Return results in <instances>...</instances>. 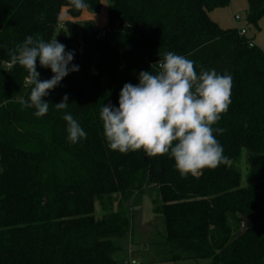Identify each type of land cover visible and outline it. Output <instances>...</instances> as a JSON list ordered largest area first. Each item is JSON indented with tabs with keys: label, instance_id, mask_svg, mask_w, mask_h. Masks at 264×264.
Instances as JSON below:
<instances>
[{
	"label": "trees",
	"instance_id": "obj_1",
	"mask_svg": "<svg viewBox=\"0 0 264 264\" xmlns=\"http://www.w3.org/2000/svg\"><path fill=\"white\" fill-rule=\"evenodd\" d=\"M103 1L106 32L98 37L101 28L92 20L82 21L81 33L72 20L61 22L64 8L72 19L83 13L68 0H0V264H124L116 255L131 231V208L152 186L159 192L154 211L164 221L166 260L264 264V51L238 28L211 19L210 12L231 0H85L84 11ZM247 3V20L257 27L264 0ZM29 35L56 38L74 51L69 67L79 71L44 97L54 105L67 94L66 110L50 105L38 118L22 107L31 86L25 69L9 66V51ZM169 51L193 60L198 73L203 67L232 77L231 104L214 125L225 129L216 138L227 162L198 177L182 179L167 155L110 150L99 118L104 104L118 107L124 84L137 85L139 73L155 71ZM37 71L40 80L53 75L39 61ZM65 113L86 139L67 140ZM243 151L245 183L236 166Z\"/></svg>",
	"mask_w": 264,
	"mask_h": 264
},
{
	"label": "clouds",
	"instance_id": "obj_2",
	"mask_svg": "<svg viewBox=\"0 0 264 264\" xmlns=\"http://www.w3.org/2000/svg\"><path fill=\"white\" fill-rule=\"evenodd\" d=\"M71 9L81 12L89 8L85 0H68ZM10 67L19 65L27 72L30 94L21 99L22 107L34 109L43 117L50 105L58 111L69 106L65 94L60 103L46 101L70 72L79 71L69 64L74 51L55 39L27 36L9 51ZM37 61L50 68V79L40 80ZM154 66V65H153ZM153 66L152 69H153ZM155 71H141L139 83H126L119 93L118 107L104 104L99 118L110 150L122 154L143 151L147 157L169 156L182 179L198 177L203 170H214L226 163L224 149L216 134L225 129L214 127L231 104L232 77L201 67L187 56L166 52L155 64ZM67 140L76 144L87 133L70 113L63 115Z\"/></svg>",
	"mask_w": 264,
	"mask_h": 264
},
{
	"label": "rangeland",
	"instance_id": "obj_3",
	"mask_svg": "<svg viewBox=\"0 0 264 264\" xmlns=\"http://www.w3.org/2000/svg\"><path fill=\"white\" fill-rule=\"evenodd\" d=\"M248 3L247 0H231L230 4L225 7L214 9L210 12V17L221 28H245L247 37L251 38L254 43L264 51V16L259 20L258 26L250 24L247 20ZM62 15V12H61ZM88 14L84 12L79 20H72L79 33L82 31V21L86 19ZM96 26L104 28L107 19V1L102 3L100 11L91 12ZM239 16L238 19L235 17ZM64 18V17H63ZM62 22V20H61ZM82 48L79 47V52ZM246 154L243 151L241 159L236 166L242 172V181L245 183L247 174ZM131 208L133 213L131 231L123 240V251L116 255L118 261L124 264H206L204 259H185L179 261L166 260L169 256V247L165 244V226L161 214L154 211L155 201L159 198L157 187L145 188L138 195ZM115 197L114 208L117 207V199ZM125 207H132L130 203L125 202ZM95 215L102 218L104 215L100 205H95Z\"/></svg>",
	"mask_w": 264,
	"mask_h": 264
},
{
	"label": "crops",
	"instance_id": "obj_4",
	"mask_svg": "<svg viewBox=\"0 0 264 264\" xmlns=\"http://www.w3.org/2000/svg\"><path fill=\"white\" fill-rule=\"evenodd\" d=\"M104 2V1H103ZM102 2V3H103ZM100 9H101V7H100ZM62 15H60V20H62V21H65V20H79V18H76V19H72V18H70V16L68 15V13H67V8H64L62 11ZM84 12H86L88 15L86 16V19H84V20H92L93 22H94V19H93V17H92V15H91V12H88V11H83V13ZM82 13V14H83ZM81 14V15H82ZM64 17V18H63ZM95 23V22H94ZM106 23H107V19L105 20V23H104V26L106 25Z\"/></svg>",
	"mask_w": 264,
	"mask_h": 264
},
{
	"label": "built area",
	"instance_id": "obj_5",
	"mask_svg": "<svg viewBox=\"0 0 264 264\" xmlns=\"http://www.w3.org/2000/svg\"><path fill=\"white\" fill-rule=\"evenodd\" d=\"M235 18L238 19L239 16H236ZM105 32H106V30L104 28H101L100 31H99L98 37L104 36L105 35ZM239 32H240L241 35L247 36V30L245 28L239 29ZM249 45L250 46H254L256 44L254 43L253 40H251L249 42ZM7 65H9V64H7Z\"/></svg>",
	"mask_w": 264,
	"mask_h": 264
},
{
	"label": "water",
	"instance_id": "obj_6",
	"mask_svg": "<svg viewBox=\"0 0 264 264\" xmlns=\"http://www.w3.org/2000/svg\"><path fill=\"white\" fill-rule=\"evenodd\" d=\"M95 11H100V6H96ZM248 225H249V223L246 222V223H245V226H248Z\"/></svg>",
	"mask_w": 264,
	"mask_h": 264
}]
</instances>
